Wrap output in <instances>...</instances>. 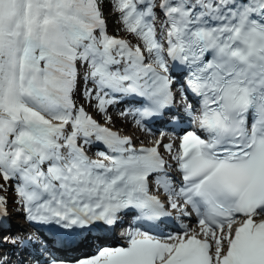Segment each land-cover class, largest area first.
<instances>
[{"label": "snow or ice", "instance_id": "1", "mask_svg": "<svg viewBox=\"0 0 264 264\" xmlns=\"http://www.w3.org/2000/svg\"><path fill=\"white\" fill-rule=\"evenodd\" d=\"M0 264H264V0H0Z\"/></svg>", "mask_w": 264, "mask_h": 264}, {"label": "bare ground", "instance_id": "2", "mask_svg": "<svg viewBox=\"0 0 264 264\" xmlns=\"http://www.w3.org/2000/svg\"><path fill=\"white\" fill-rule=\"evenodd\" d=\"M116 124H117V125H119V124L122 125V124H124V123H122L121 120L116 119ZM124 129H125V130H128V131L131 132V133H132V132L135 133V132H134V129H133L131 126H130V127L124 126ZM133 133H132V134H133ZM135 134H137V133H135Z\"/></svg>", "mask_w": 264, "mask_h": 264}, {"label": "rangeland", "instance_id": "3", "mask_svg": "<svg viewBox=\"0 0 264 264\" xmlns=\"http://www.w3.org/2000/svg\"><path fill=\"white\" fill-rule=\"evenodd\" d=\"M109 26H110V29L116 27L114 21H112L111 19H110V21H109ZM98 117H99V116H98ZM116 125H117V124H116Z\"/></svg>", "mask_w": 264, "mask_h": 264}]
</instances>
